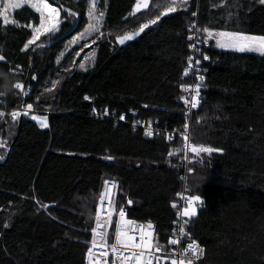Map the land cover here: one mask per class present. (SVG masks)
<instances>
[{"label":"trees","instance_id":"obj_1","mask_svg":"<svg viewBox=\"0 0 264 264\" xmlns=\"http://www.w3.org/2000/svg\"><path fill=\"white\" fill-rule=\"evenodd\" d=\"M57 3L76 18L65 19L52 42L41 40L45 47L34 52L35 45L21 49L38 13L16 11L15 25L0 19V70L30 93L12 88L0 96V111L10 113L0 117V264H88L96 203L108 180L116 184L117 208L124 207L130 219L151 222L156 243L166 250L179 211L177 194L186 186L201 200L185 226L187 237L205 250L194 264H264V56L205 49L189 30L197 23L264 35V4L190 0L121 48L116 38L151 20V8L130 16L136 0H97L105 13L103 30L116 35L110 44L99 42L94 62L81 69L78 48L64 51L87 26L88 0ZM195 41L209 59L200 103L188 115L181 97L191 92L181 85L193 82L187 58H194L189 45ZM17 65L22 72L13 74ZM28 103L36 114H49L48 128L23 115L12 120L11 112L22 113ZM190 118L189 142L218 153L185 156L182 137ZM149 124L159 134L145 135Z\"/></svg>","mask_w":264,"mask_h":264},{"label":"snow or ice","instance_id":"obj_2","mask_svg":"<svg viewBox=\"0 0 264 264\" xmlns=\"http://www.w3.org/2000/svg\"><path fill=\"white\" fill-rule=\"evenodd\" d=\"M260 4H264V0H259ZM25 4L29 5L31 8L35 10L36 13L39 14V23L38 25H28L27 27L31 28V36L24 44L21 51H27L31 45H35L31 50L34 52L36 48H44V43H37L41 40V37H46L48 42L51 43L53 38L56 37L57 33H59L62 28V24L64 20L67 18H72L75 20L77 13L71 8H66L62 4H58L57 0H0V17L3 18V23L5 25L13 24L16 22L9 19V14L11 10H15L21 8ZM188 4V0H165L164 4L161 5L157 3L155 5L156 8L163 7L165 11L161 12L159 15L155 17V19L149 20L147 23L141 24L137 30L127 32L123 36H118L116 38V42L120 45L126 44V42L134 40L141 33L144 32L145 29L149 28L150 25H156L158 21L161 20L162 16H166L168 13H175L178 8L186 7ZM56 5V6H54ZM149 7V0H136V4L133 7L132 13L130 16H134L137 12H140L142 8L147 9ZM61 12H64L65 17H61ZM104 11L97 9V0H88V25L85 28L84 32L80 33L79 36L73 37V40L70 43H76L78 40L87 39L88 37H94L93 42L96 39H101L104 37L103 32L101 31L104 25ZM195 17L197 14L195 12L192 13ZM232 14L229 13L227 19H231ZM127 19V18H126ZM18 26V25H17ZM190 31H193L197 34L203 33L204 39L203 43H207L209 40H215L216 46L221 49H230L236 52L245 53V52H256L261 56H264V35H249L245 34L241 31H215L210 27H203L202 29L197 27V23H192L190 26ZM189 41L193 40V36L188 37ZM67 47V45H66ZM189 47L193 51H198L196 45L190 44ZM61 57L63 53L60 54ZM188 67L191 68L193 64L196 66H200V60L194 59L193 56H189L188 58ZM203 59L207 61L209 57L207 55H203ZM4 60V56L0 54V61ZM59 63V58L57 60ZM94 62V57H93ZM80 68L84 69L85 64H80ZM13 74H17V72H22V67L20 65L16 66V69L11 70ZM183 75L187 77L189 75L188 69L186 68ZM32 79H36L35 76ZM198 79L203 81V76H199ZM12 88L15 90H19L22 95L28 96L29 91L25 90V84L21 82L14 83ZM182 91L188 92L189 88L181 85ZM200 84H197L195 88L191 91L194 93L190 98L181 97L184 101V105L190 108H197L200 103ZM2 96V95H0ZM84 99L89 100L88 96H85ZM144 107H148L145 105ZM27 110L21 112L12 111L11 118L13 121H16L18 117L23 115L27 117L29 112L33 109V104L28 103L26 106ZM93 112H96V109H93ZM5 113L0 111V117L4 116ZM104 115H108L107 110L104 111ZM187 117V113H185ZM32 120L39 121V126L41 128H48L47 116L38 117L32 116ZM119 119L123 121L125 119L124 116H120ZM189 124H184V134L183 140L185 141L184 152L185 156L189 153L194 154L199 157L203 154L212 155L218 153L220 150L211 146L205 145H197L195 143H190V137L188 135ZM145 135L151 136L152 132L146 131ZM4 147L3 142H0V148ZM173 153L170 152L171 156ZM4 159V156L0 155V161ZM107 159H112V157H107ZM107 183V182H106ZM112 187L115 188L116 185L113 183ZM108 192L104 191L100 194V200L103 203L105 199L108 198ZM181 199L185 201V206L182 210V217L184 218L183 224L179 227V233L181 236L188 235L185 232V227L187 223H189L190 218L195 217L197 215L196 205L198 202H201L199 196L189 195L182 196L181 194H177ZM109 207L107 218L103 220L101 218L100 209H97L96 213V227L92 229V240L91 247L87 250V258L89 264H109L108 261V252L103 251L101 253V257L103 259L96 258V253L93 251L94 248L100 247L103 249H111L113 259L111 264H153V261L160 260V256H157L155 253L162 252V255L165 257L172 256L175 257L176 253H168L167 250H163V246L159 243H155L154 239V231L153 224L151 222L144 224H138L133 219H126V209L124 207L119 208V220L115 224V232H114V243H109L111 239L109 232L107 231L108 226L112 224V216L113 211L115 210L114 205L115 201L109 200ZM133 203L132 200H128V204L131 205ZM172 207L175 209L177 205L175 203L172 204ZM181 215V213H178ZM8 225L6 224L5 227ZM138 234V242L137 235ZM191 239V238H190ZM88 243V242H85ZM169 245H178L180 243L179 239H169L167 241ZM204 249L200 248L197 241L195 239H191V242L188 243L187 248H185L180 255V257L172 258L171 264H194V261L199 260L204 255ZM124 253H128V255H124ZM191 253V256L188 255Z\"/></svg>","mask_w":264,"mask_h":264},{"label":"built area","instance_id":"obj_3","mask_svg":"<svg viewBox=\"0 0 264 264\" xmlns=\"http://www.w3.org/2000/svg\"><path fill=\"white\" fill-rule=\"evenodd\" d=\"M194 44L196 45V48L198 49V51H194V59H199L200 60V66H196L195 64H193V66H192V74H191V76H192L193 82L190 85L187 86L189 88L190 92H191L190 95H188V98H190L191 95L194 94L191 90L193 88H195L197 84H200V86L203 85L205 80H206V77H207V70L203 68L205 60L203 59L202 52H200V50H201L200 46H202V45L200 43L197 44L196 41H195ZM208 47H209V44L208 43H204V48L208 49ZM199 76H203V78H204L203 81H200L198 79ZM187 109H188V115H190V113L192 112V108L187 107ZM9 115H10V113L9 114L5 113V115L1 117L2 121L5 118H7ZM94 115H96L97 117H103V115L99 116V115H101V113L97 109H96V112L94 113ZM35 122H37V121H35ZM148 131L152 132V134H154V133L159 134L158 133L159 131L153 128V124H149ZM170 139H171V136H170ZM106 182H105V184L103 186V189H102L101 193L104 192V191H107L109 195H108V198L103 201V203L101 202V200L99 201L97 209L101 210L100 214H101V218H102V222H103V220H105L107 218L109 200L115 201V205H114L115 210L113 211L112 224L110 226H108L109 230H110L109 235L111 237V239L109 240V243H114V235L113 234L115 232V224L119 220V209L117 208V205H116V187L115 188L112 187V184L113 183L115 184V182L112 181V180H108ZM181 195L182 196H188L187 190H186V186L183 187V189L181 191ZM184 206H185V201L180 198V205H179L178 213H181V215H178V213H177L176 221L174 222V226H173V228H172V230L170 232V239H179L180 243L178 245H169L168 244L169 248L167 249L168 253H176V256L175 257H172V256L165 257V256L162 255V252H157L155 254L157 256H160L161 258L158 261H153V264H171V259L172 258H177L178 259L180 257V255L182 254L183 250L185 248H187L188 243L191 242V239H189L187 237V235L181 236L180 233H179V227L183 224V220H184V218L182 217V210H183ZM96 213H97V211H96ZM126 219H130L129 216H128V211L127 210H126ZM136 222L138 224H143V223L138 222V221H136ZM185 226L186 225H184V227ZM94 227H96V215H95ZM185 232H186V230H185ZM136 235H137V242H138V234H136ZM90 247H91V242H90ZM199 247L202 248L200 245H199ZM163 250H166L164 246H163L162 251ZM93 251L97 254L96 258H98V259H103V257H101V253L103 251H107L108 252V258L107 259L109 261V264H111V261H112V259L114 257L112 255V252H111L110 248L103 249V248H100V247H96V248L93 249ZM124 255H128V253H124ZM188 255L191 256V253H188ZM203 256L200 259H202ZM87 262L89 264L88 258H87Z\"/></svg>","mask_w":264,"mask_h":264},{"label":"rangeland","instance_id":"obj_4","mask_svg":"<svg viewBox=\"0 0 264 264\" xmlns=\"http://www.w3.org/2000/svg\"><path fill=\"white\" fill-rule=\"evenodd\" d=\"M151 1H154V3L152 4L151 3ZM189 1L190 0H188V3H189ZM164 2H165V0H149V7H148V10L150 9V12H148V14H150V16H152L151 17V19L153 18V19H155L154 17L156 16V15H158V14H160L161 12H163V11H165V8H163V7H160V8H156L155 7V5L157 4V3H159V4H161V5H163L164 4ZM25 7H27V8H30L31 10H33V11H35L33 8H31L29 5H27V4H25L24 6H22L21 8H18V9H15V10H11L10 11V14H9V19L10 20H13V15H14V13L16 12V11H18V10H21L22 8H25ZM187 7V6H186ZM185 8V7H184ZM97 9H98V7H97ZM181 8H178V10H180ZM99 10V9H98ZM147 10V11H148ZM155 15V16H154ZM87 16H88V13H87ZM0 19H2L3 20V18L2 17H0ZM76 23H74V25H75ZM87 25H88V23H87ZM198 27V26H197ZM76 28H77V26H76ZM85 28H87V26L85 27ZM200 28V27H199ZM85 30V29H84ZM84 30L82 31V32H84ZM101 31L103 32V34H104V37L103 38H101V39H96L95 40V42H93V40H94V37H88L86 40L85 39H81V40H78L76 43H70V41H72L73 40V37H77V36H79L80 35V33H82V32H79V33H77L76 35H74V36H72V38L68 41V43H66V45H67V47H66V45H65V51H64V54H66L68 51H70V50H72L73 48H78V53H77V55H75L76 57H75V61H77L78 59H80V64H85V66L87 65V66H89V65H91L92 64V62H93V57L95 56V51H94V48H95V46L99 43V42H107V43H112V35H116V31L115 30H113V31H111V30H103V27H102V29H101ZM215 31H224V30H215ZM199 38L200 39H204V35H203V33L201 32V33H199ZM44 39H46V37H41V40H44ZM41 40L40 41H38L37 43H40L41 42ZM210 46L211 45H214V47H215V49H217V50H222V51H230V52H236V51H233V50H230V49H221V48H219V47H217L216 46V43H215V40H209L208 42H207ZM45 45V44H44ZM32 47H34V45H31L29 48H32ZM236 53H240V52H236ZM245 53H248V54H255V55H258V56H261L259 53H256V52H245ZM244 54V53H243ZM27 110V108L25 107V109H24V111H26ZM32 116H38V117H43V116H47V123L49 124V114H46V115H38V114H36L35 112H34V109H32L30 112H29V114H28V116H27V118H29L30 120H32L31 119V117ZM32 121H34V120H32ZM35 122V121H34ZM191 124V118L189 119V125ZM39 126V125H38ZM40 127V126H39ZM49 127V126H48ZM41 128V127H40ZM41 129H44V128H41ZM167 140H170V135L168 134L167 135ZM0 150H1V148H0ZM187 165L188 164H186V166H185V169L187 170L188 169V167H187ZM105 184V183H104ZM188 195H190V192L188 191ZM99 201H100V195H99V197H98V200H97V203H96V210H95V215H96V211H97V207H98V204H99ZM200 202H198L197 203V205H196V208H197V211L199 210V206H200ZM95 215H94V218H95ZM107 231L110 233V230H109V227H108V229H107ZM154 242L156 243V240L154 239Z\"/></svg>","mask_w":264,"mask_h":264},{"label":"clouds","instance_id":"obj_5","mask_svg":"<svg viewBox=\"0 0 264 264\" xmlns=\"http://www.w3.org/2000/svg\"><path fill=\"white\" fill-rule=\"evenodd\" d=\"M13 81L8 73L0 70V95H6L12 90Z\"/></svg>","mask_w":264,"mask_h":264},{"label":"water","instance_id":"obj_6","mask_svg":"<svg viewBox=\"0 0 264 264\" xmlns=\"http://www.w3.org/2000/svg\"><path fill=\"white\" fill-rule=\"evenodd\" d=\"M147 10H148V8H147V9L142 8L140 12H145V11H147ZM140 12H137L136 14H138V13H140ZM172 14H173V13H168L166 16H162L161 19L164 18V17H168V16H170V15H172ZM141 34H142V33H141ZM141 34H140V35H141ZM140 35H139V36H140ZM139 36H138V37H139ZM138 37H136L134 40H131V41L126 42V44H124V45H120V44H118L117 42H116V43L118 44L119 47L124 48V47H126L127 45L131 44L133 41H135ZM49 45H51V44H49ZM35 123H36V124H37V123L39 124L38 121L35 122ZM38 124H37V125H38Z\"/></svg>","mask_w":264,"mask_h":264}]
</instances>
